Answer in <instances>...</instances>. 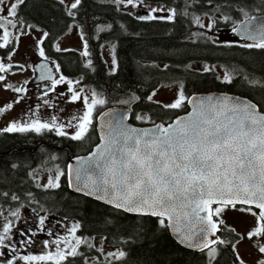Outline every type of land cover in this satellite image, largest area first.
<instances>
[{"label": "trees", "instance_id": "16d2710c", "mask_svg": "<svg viewBox=\"0 0 264 264\" xmlns=\"http://www.w3.org/2000/svg\"><path fill=\"white\" fill-rule=\"evenodd\" d=\"M143 1L164 5L168 11L155 15L156 20H142V16L121 8L113 0H80L71 11L73 15H69L60 0H25L18 13L25 24L48 31L52 42L71 24L79 26L88 45L87 61L73 51L56 53L53 58L65 56L68 60L63 64L64 74L73 75L76 70L83 75L84 86L93 88L106 100L93 118L107 107L133 103V122L147 123L136 118L138 113L148 114L150 123L169 122L188 110L187 103L172 109L149 97L159 87L174 83L182 85L187 97L197 92H229L253 100L264 110V49L244 47L252 43H243L234 33L236 24L264 13V0ZM171 9L176 11L173 21L159 18L167 17ZM196 16L210 21L214 18L216 23L209 31L194 22ZM106 43L115 45V71L109 70L101 52ZM89 60L91 67L86 66ZM222 67L230 73L231 83L221 77ZM97 141L95 122L84 141L48 131H0V193L8 194L0 195V212L33 209L37 215L76 221L79 236H100L106 245L126 253L121 259H106L92 250L94 262H87V255L82 254L68 264H209L207 251L180 245L168 227L159 224L158 217L129 214L73 192L66 176L60 179V188L47 190L34 177L33 172L39 168L65 172L73 156L89 152ZM89 143L91 146L83 149ZM13 195L18 199L12 200ZM220 236L229 243L218 244L211 264H241L234 247L236 235L223 228Z\"/></svg>", "mask_w": 264, "mask_h": 264}, {"label": "snow or ice", "instance_id": "6c2138e0", "mask_svg": "<svg viewBox=\"0 0 264 264\" xmlns=\"http://www.w3.org/2000/svg\"><path fill=\"white\" fill-rule=\"evenodd\" d=\"M60 2L63 3L64 0ZM113 2L117 5L138 7L143 0H113ZM24 3L25 0H15L8 9L7 16L3 15L4 8L0 7V33H2L0 48L7 47L13 39L19 40L18 36L13 37L9 29L17 28L15 19L17 9ZM79 3L80 0H74L70 8H77ZM0 4H3V0H0ZM150 11L154 13L164 9ZM68 14L73 15L71 11ZM175 16V9H171L167 17L159 18L173 21ZM139 19L156 20L158 17L150 14ZM223 19L227 20L228 17L224 16ZM253 20L255 17H249L234 31L251 40H256L253 31H259L261 39L258 42L243 46L264 49V27L253 29L251 24ZM194 22L201 28L207 27L210 31L216 20L213 18L209 25H205L200 17L196 16ZM47 35V32L43 33V38L38 40L39 45H43ZM87 47L85 41L82 53L84 56L89 55ZM56 50L61 49L57 47ZM114 52L113 48L115 66ZM40 56L47 60L43 47H40ZM91 65L92 62L89 60L86 66L91 67ZM41 67L43 69L47 66ZM10 68L11 66L0 62V73L8 72ZM57 70H59L58 65ZM4 79L5 77L0 75V81ZM40 79H50L53 87L65 82L72 93V101L83 99L86 111L78 118L73 117L74 120L78 119L77 124L71 125L70 121L69 125L75 128L70 138L74 141H84L92 124L93 110L98 105L103 106L106 100L95 91L91 93L90 100L88 96L82 97V90L74 89L72 80H66L63 75L57 80L51 75L50 70L47 76L41 75ZM224 79L225 82L231 83L232 77L225 73ZM7 88L17 93L26 91L11 84L7 85ZM185 102L192 104L191 113L167 127L159 124L152 129L141 131L126 126L122 119L115 125L109 122L106 125L107 132L102 137L103 143L93 153L86 158L78 159V167L73 168L69 165L67 174L57 170L55 176H50L43 187L45 190L58 189L61 187V177L67 175L68 186L76 192L94 196L97 200L124 212L158 217L159 224L171 228L182 244L201 252L207 250L209 264L217 255L214 245L229 243L219 238L209 239L221 230L222 225H225V220L220 217L226 210H236L255 217L256 226L247 233L249 240L253 237H264V114H261L250 102H239L227 96L208 97L198 101L196 98L185 97L182 86L176 100L165 107L179 109ZM11 107L12 105L9 104L7 108H0V113ZM137 118L144 119V117ZM3 131L37 134L55 131L57 136H69L65 125L57 124L55 118L50 123L40 120L25 124L13 123ZM0 195L8 194L5 192ZM11 199L17 200L18 197L13 195ZM238 205L241 207H237ZM0 215L3 213L0 212ZM12 215L18 217L19 212H12ZM40 224H44V218L40 219ZM77 227L79 226L74 225L72 231L75 232ZM10 229L11 222L3 226L0 247H7L4 242L10 238L8 237ZM73 239L75 244L69 243L66 249L57 248L55 253L49 252L47 255L27 256L22 259L28 262L51 261L53 264H62L68 256L79 255L77 251L79 245L82 242L86 243L76 237ZM44 246L47 247V244L45 243ZM254 246L264 254V244L256 242ZM110 255L121 259L126 253L118 251ZM257 264H264V260H259Z\"/></svg>", "mask_w": 264, "mask_h": 264}, {"label": "rangeland", "instance_id": "374dc122", "mask_svg": "<svg viewBox=\"0 0 264 264\" xmlns=\"http://www.w3.org/2000/svg\"><path fill=\"white\" fill-rule=\"evenodd\" d=\"M7 1H8L7 6L4 5L5 0H3V4H0V7H3V8H4V6L7 7V8H5L6 10L3 13V15H5V16H7L8 9L15 2V0H7ZM73 2H74V0H64L63 3L68 8V11H72V9L70 8V5ZM119 6L123 9L129 10V11H131L137 15L153 14V15L161 16L168 11V8H166L164 5L157 4V3H148L145 1H143V3L140 4L138 7H133L132 5L126 6L125 4H120ZM151 9H164V11H156V12L152 13L150 11ZM15 19L20 20V19H17V17ZM17 22L19 23V25L17 23V25H18L17 28L16 29L10 28L9 31L11 33L13 32L12 35L16 33L19 36V41H20L19 44L21 46V50L25 51L28 48L26 46V44L27 45L33 44L34 49H35L34 51L37 53L35 55L37 56L38 54H40V47H41V45L38 44V40L43 38L44 31L35 25L28 24L26 33L20 35L22 33L21 27H20L21 21H17ZM201 22H203L205 25H209L210 19H208L207 17H203V18H201ZM236 25H238V24H236ZM211 29H212V26H211ZM68 31H69V33L66 34L64 37H62L59 40L57 47H60L62 49L71 48V47L75 48L76 45H74V44L76 43V44H78L77 48L80 49L81 53H83L85 40L83 37H81L82 35H81L80 28L76 24H72ZM0 36H2V33H0ZM0 42H2V41H0ZM242 42L245 43L246 41L242 40ZM102 46L103 47H102L101 52H102L103 58L106 62V65L108 66L110 71H115L117 69V66H118V61H117L116 54L114 52L115 61H116V65L114 66V64H113V48L115 49L114 43H106V44H103ZM11 58H12V56H11ZM43 58L44 57H42V59ZM84 58H85V61H87V56H84ZM15 59H16V57L13 59H9L8 61L5 62V65L8 66V64H12V63L17 62ZM18 61L21 64L25 63V61L22 58H19ZM4 73H7V72H4ZM225 73L230 74L223 67L220 68L221 77L224 78ZM28 74L29 73L26 70L22 69L19 72H16L15 74L8 76L7 79L0 81V107L4 106L5 108H7V106L9 104L12 105V107L10 109L6 110L7 116L8 115L11 116L12 114L16 115L18 110H25L23 107L22 100L19 99L18 97H16V95L14 94L15 91L13 89L7 88V85L11 84L14 87H17L16 85L19 82H21V81L23 82L26 80ZM64 77H65V75H64ZM66 78H68L66 80H72L70 77H66ZM181 86L182 85L180 83L163 85L151 93V95H150L151 99L150 100L157 102V103H160V104H163L164 106L168 105V104H170L176 100V98L178 97L179 90H180ZM74 89H76L77 91L82 90V97L88 96L89 100L91 99V93L93 91H95L93 88L87 87V86H84L81 89L75 87ZM183 93H184V90H183ZM184 95H185V97H187L185 93H184ZM71 96L72 95H69V93L67 91H62L60 93V95H57L55 97L54 103H53L54 106L52 108V112L54 113L53 116L57 117L62 122V125H65L67 127V128L65 127V130L69 133V136L71 134H74V132H75V128L71 125H75V123L76 124L78 123V119L74 120L73 117L78 118V117L82 116L84 114V112L86 111V106L83 102V99L78 100V101H72ZM99 107L100 106L98 105L94 110L97 112V109ZM27 112L31 113L32 111L29 109V110H27ZM6 115H5V117H6ZM137 117H144V119H138ZM136 118L140 121H143V122L150 123V121H151L150 116L146 113H138ZM70 121H71V125H69ZM70 126H71V128H70ZM89 145L91 146V144L89 143L83 149L87 148ZM51 170H49V169H38L33 173V175L43 185H45L47 183V179L50 176L54 177L56 174L55 170L54 171H51ZM237 207H239V206H237ZM12 211L13 210L9 209L5 213H3V215L0 216V234H3V226L6 223L11 222L13 220L17 221L16 224L11 223V229L8 233V236L12 232H15L17 225L21 223L20 220L24 217V215L19 213L18 217L17 216L13 217ZM220 218L225 220V225H223V226L226 229V232H233L237 237L234 246H235V249L237 252V256L239 257V261L242 262V264H257V262L259 260H264V254H261L258 251V248L256 246H254V243H256V242L264 244V237H259V238L253 237L252 240H249L247 238L248 231L251 228H253L254 226H256L257 222H256L255 217L251 216L248 213H241L239 211L229 209V210H226ZM71 224H72V227L70 229L71 231L67 232L68 238L64 239V240H66V243L64 246H62L59 249L63 250V249L68 248L69 243L75 244V240L73 239V237H76V238H79L81 241H86V243L82 242L79 245V247L77 249L78 252L88 254L89 252L94 250L93 247H95L96 248L95 250L99 251L104 258H106V259H115L116 258L115 256L110 255V254L120 251L118 248H114V247L106 245L103 238L100 236H96L94 238H81V236H79L76 232L77 228L75 229V232L72 231L75 223L71 222ZM232 229H235V231H232ZM43 250H45V251L40 252L39 254L30 253L28 256L47 255L49 252L55 253L57 248L56 247H54V248L48 247V248H45ZM25 257H27V256H25ZM88 260H89V262L93 261L91 257H88ZM23 263H27V264H53V263H49V262H36V261L28 262L24 259L22 261V264ZM0 264H1V262H0Z\"/></svg>", "mask_w": 264, "mask_h": 264}, {"label": "flooded vegetation", "instance_id": "af4514ba", "mask_svg": "<svg viewBox=\"0 0 264 264\" xmlns=\"http://www.w3.org/2000/svg\"><path fill=\"white\" fill-rule=\"evenodd\" d=\"M7 4L8 1L5 0L4 5L7 6ZM5 6H4V11L6 10L5 8H7ZM18 11L19 9H17V19L20 20L17 21H21L20 27L22 33L20 35H22L26 33L28 25L25 24L24 20L19 16ZM42 30L44 31V33L47 32L48 34L47 38L44 39V43L43 45H41V47H43L44 49V54L45 57H47V61H49L51 64V69L46 68L47 70L45 69L41 71L37 70L36 68L37 65L42 60H45V58L42 59V56H40V54H38L37 56L35 55L37 53L34 51L35 49L33 44L32 45L26 44L28 48L25 51H23L21 50V46L19 44L20 41L19 40L16 41L15 39H13L12 42L9 43L7 47L0 48V62L5 64V62L9 60V56H12L11 59L16 57L15 60L17 61L15 63L8 64V66H11L10 71L4 74L0 73V75H3L5 79H7L8 76L15 74L16 72H19L22 69L26 70L29 73L25 81L23 82L21 81L16 85L17 87H22L26 89V91L21 93L14 92L16 97L22 100L23 107L25 110H18L16 115L12 114L11 116L10 115L7 116L6 111L0 113L1 132H5L3 131V129L11 126L13 123L25 124L33 120H40L41 122L50 123L52 119L55 118L57 124L62 125V122L57 117L53 116L54 113L52 112V108L54 106L53 103L55 97L57 95H60L62 91H67L69 95H72V93L69 91V85L65 82H61L55 85V87H53L52 81L50 79L42 80L40 79V77L41 75L47 76L49 70L51 71V75L55 77L57 80L60 78L61 75L63 76L65 75L63 72L65 66H63V64H66V61L68 59L65 58V56L61 58L63 55H57L61 59H58L57 57L53 58V56H56V53L69 52V51H73L81 55L82 53L80 49L77 48L78 44L76 43L74 44L76 45L75 48L71 47V48L62 49L59 47L61 50L60 51L56 50L59 40L69 33L68 31L69 29H67V31L64 34H62L60 37H58L54 42L50 40L49 32L46 31L45 29ZM81 35H82L81 37H83L82 32ZM16 36H18L16 33L13 34V37ZM19 58H22L25 61V63L21 64L18 61ZM57 65L59 66V70H57ZM66 77H70L73 80V88L76 87L81 89L82 87H84L83 75L76 73V70L73 73V75L68 74V76L65 75V78ZM76 81H79V83H76ZM45 93L47 94L45 95ZM0 108H5V107L1 106ZM29 109L32 111L31 113L27 112V110ZM94 115H95V110H93L92 119ZM12 133H17V132H11V134ZM23 133L36 134L35 132H23ZM253 210L257 211L255 209ZM15 211L16 212L18 211L20 214H23L24 217L20 220L21 223L17 225L15 232H12L8 236L10 238L5 240L4 243L5 245H7V247H0V253H2L0 254L1 264H22L23 261L22 257L28 256L30 253L39 254L40 252H44L45 250L43 249L45 248L48 247L61 248L62 246L65 245L66 240L64 239L68 238L67 232L71 231L70 230L72 227L71 221L52 215H47V216L43 214L37 215V213L33 209H31L30 211L25 209H18V210L13 209L12 212ZM41 218H44L43 225L40 224ZM73 222L75 223V225H77L76 221ZM11 223L16 224L17 221L13 220L11 221ZM45 243L47 244V247L44 246ZM215 247L218 248V244ZM93 249L95 250L96 248L93 247ZM78 253L80 254L75 257L68 256L67 259L62 262V264H68V262L71 259L77 258L82 254H86L81 252ZM93 253L94 251H91L88 254H86L87 262L89 261L88 257H92V260H94L95 255H93ZM46 262L53 263L51 261H46ZM23 264H27V263H23Z\"/></svg>", "mask_w": 264, "mask_h": 264}, {"label": "water", "instance_id": "95a60500", "mask_svg": "<svg viewBox=\"0 0 264 264\" xmlns=\"http://www.w3.org/2000/svg\"><path fill=\"white\" fill-rule=\"evenodd\" d=\"M253 17H255V20L251 21L253 29H259L261 27H264V13L257 14V15H255ZM248 19H246V20H248ZM246 20L242 21L237 26V28L241 27ZM235 34H236V36L238 38L244 39V40H246L248 42H251V43H256V42H258L261 39V34H260L259 31H253V35L256 36V40L247 39V38H245L244 35L238 34L236 31H235ZM42 65H46L47 69H51L49 62L42 61L36 67L38 71H41V70H44V69L47 70L46 68L42 69V67H41ZM225 96L233 98V99H235V100H237L239 102H250L251 104L256 106L257 110L260 111L261 114H264V110H261L260 107L253 100H251V99H249V98H247L245 96H240V95L229 93V92H220V91L197 92V93L189 95L188 98H196L197 101H198V100H204V99H206L208 97L220 98V97H225ZM187 105H188V110L185 113L178 115L177 117H175L172 121H170L168 123H165V122H162V121H158V122L150 123V124H137V123H134L132 121V115H133V112H134V105L133 104L129 105V107L123 106V105H116V106H112V107H109V108L103 110L96 118V129H97V133H98V142L94 145V147L89 152H87L85 154H81V155L75 156L72 159H70V161L67 164V169H68L69 165H71L73 168L78 167V165H77V160L78 159L88 157L91 153H93L95 151V149L98 146H100L103 143L102 137L107 132L106 125L109 122H111L112 124L115 125L119 120L122 119L123 123L126 126H128L130 128H135V129L141 130V131L152 129L156 125H159V124H163L165 127H167L169 124L174 123L177 119H181V118H183V117H185V116H187L188 114L191 113L192 104L187 103ZM69 188L72 191H74L73 188H71V187H69ZM74 192H76V191H74ZM76 193L84 195L82 192H76ZM87 197L92 198L94 200H97L94 196H87ZM97 201H100V202L104 203L101 200H97ZM104 204H106V203H104ZM109 206H111V205H109ZM119 210H121V209H119ZM127 213H129V212H127ZM129 214L139 215V214H136V213H129ZM143 216H145V215H143ZM166 223H167V221H166ZM168 229H169L171 235L173 236V238L180 245H182L183 247L188 248L185 244H182L180 242V240L177 238L176 235L173 234V231H172L171 228L168 227ZM220 231L217 232L215 236L209 237V239H211V240H216L217 238L221 239L220 234H219ZM188 249L199 251V250L194 249V248H188ZM199 252H201V251H199Z\"/></svg>", "mask_w": 264, "mask_h": 264}]
</instances>
